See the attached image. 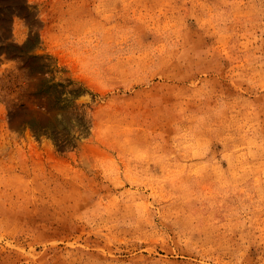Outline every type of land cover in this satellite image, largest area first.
I'll return each mask as SVG.
<instances>
[{
  "label": "rangeland",
  "instance_id": "374dc122",
  "mask_svg": "<svg viewBox=\"0 0 264 264\" xmlns=\"http://www.w3.org/2000/svg\"><path fill=\"white\" fill-rule=\"evenodd\" d=\"M0 264H264V0H0Z\"/></svg>",
  "mask_w": 264,
  "mask_h": 264
}]
</instances>
